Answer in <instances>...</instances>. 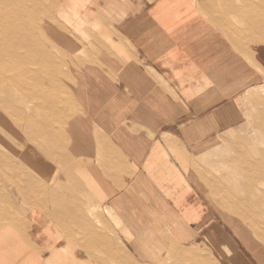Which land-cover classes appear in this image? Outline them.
Masks as SVG:
<instances>
[{
    "label": "crops",
    "instance_id": "0c3cea01",
    "mask_svg": "<svg viewBox=\"0 0 264 264\" xmlns=\"http://www.w3.org/2000/svg\"><path fill=\"white\" fill-rule=\"evenodd\" d=\"M187 1L60 4L70 30L53 36L69 57L71 113L43 131L45 148H19L41 185L28 209L1 219L0 264H158L219 226L189 154L203 124L235 120L223 102L262 83L264 56L248 60Z\"/></svg>",
    "mask_w": 264,
    "mask_h": 264
},
{
    "label": "rangeland",
    "instance_id": "374dc122",
    "mask_svg": "<svg viewBox=\"0 0 264 264\" xmlns=\"http://www.w3.org/2000/svg\"><path fill=\"white\" fill-rule=\"evenodd\" d=\"M64 1L0 0V224L38 199L41 182L20 149L29 143L45 148L50 141L43 131L60 129L71 113L69 57L53 36L70 30L59 18ZM193 1L248 60L256 51L264 56V0ZM227 102L237 117L212 132L202 123L203 147L191 150L186 166L219 226H210L207 238L174 247L158 264H233L226 241L249 264H264V79ZM213 240L225 245L220 254Z\"/></svg>",
    "mask_w": 264,
    "mask_h": 264
},
{
    "label": "bare ground",
    "instance_id": "6f19581e",
    "mask_svg": "<svg viewBox=\"0 0 264 264\" xmlns=\"http://www.w3.org/2000/svg\"><path fill=\"white\" fill-rule=\"evenodd\" d=\"M13 77V76H12ZM2 80V79H1ZM11 82V81H10ZM10 84V83H9ZM4 85V84H3ZM2 85V86H3ZM15 85V84H14ZM17 87V86H16ZM11 88V87H10ZM20 88V87H18ZM8 89V88H7ZM10 93V92H9ZM13 102V101H12ZM15 106V104H14ZM227 246H229L231 248V255L233 257V264H249L248 262H246L244 260V257L242 256V254L238 251H234V247L230 244V241H226L225 243ZM258 251V250H257ZM263 257V256H262ZM253 263V262H252Z\"/></svg>",
    "mask_w": 264,
    "mask_h": 264
}]
</instances>
